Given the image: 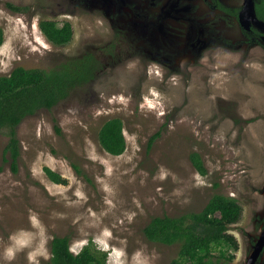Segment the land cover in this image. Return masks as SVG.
Instances as JSON below:
<instances>
[{
	"label": "rangeland",
	"instance_id": "rangeland-1",
	"mask_svg": "<svg viewBox=\"0 0 264 264\" xmlns=\"http://www.w3.org/2000/svg\"><path fill=\"white\" fill-rule=\"evenodd\" d=\"M210 1L0 0V76L84 52L103 63L91 84L18 126V173L0 132V264H49L57 236H70L75 254L93 240L110 264H170L180 244L149 241L144 228L155 217L200 212L216 194L236 198L242 217L229 231L238 248L216 251L214 263H248L264 232V46ZM43 19L70 21L73 40L54 45ZM176 45L175 65L154 62L171 59ZM113 118L125 126L120 156L98 138ZM46 167L67 184L50 180Z\"/></svg>",
	"mask_w": 264,
	"mask_h": 264
},
{
	"label": "trees",
	"instance_id": "trees-1",
	"mask_svg": "<svg viewBox=\"0 0 264 264\" xmlns=\"http://www.w3.org/2000/svg\"><path fill=\"white\" fill-rule=\"evenodd\" d=\"M7 6L17 12L29 10L13 3H7ZM257 11L259 18H264V8L257 6ZM40 25L48 40L56 46H65L74 38V27L70 21L60 26L55 20L43 19ZM4 41L5 30L0 26V47ZM101 68L102 63L95 53L84 52L48 70L16 67L11 74L0 76V132L9 138L4 159L10 162L13 173L19 172L21 144L17 128L23 120L42 109H52L75 90L91 84ZM124 130L120 118L106 121L98 137L101 147L111 155H122L127 149ZM156 138H152L151 145ZM191 160L201 174H207L199 153H193ZM74 167L81 173L77 165ZM45 172L54 183L67 184V180L51 168L46 167ZM241 217L242 206L236 198L216 194L200 212L153 218L144 228V234L152 242L180 244L178 256L170 264H215L216 251L224 255V248H238L236 237L229 231ZM51 246L49 264H110L109 254L99 249L93 240L78 254L71 249L70 236L55 237Z\"/></svg>",
	"mask_w": 264,
	"mask_h": 264
},
{
	"label": "flooded vegetation",
	"instance_id": "flooded-vegetation-1",
	"mask_svg": "<svg viewBox=\"0 0 264 264\" xmlns=\"http://www.w3.org/2000/svg\"><path fill=\"white\" fill-rule=\"evenodd\" d=\"M225 1H227V0H211L210 3H211V6L213 8L230 15L231 17H233L234 20L238 21L242 30L244 31V34H245L247 40L253 41L255 43L259 42V45L264 46V29L259 28L254 23H251L250 29H246L241 23L240 15H241V12L243 11V9L246 5V0H244L243 5L241 7H236V8L228 7L225 4ZM122 2L125 4V3H127V0H122ZM257 6H260L263 9L264 8V0H253V7H254L255 16L259 20L264 21V18H259V16H258ZM190 40H191V43H193L194 47L197 44H201V42H202L201 39H198V38L195 39L194 36L190 37ZM152 41H153V38H152ZM252 44L254 45V43H252ZM150 54L153 55V51H150ZM182 54H183L182 49L180 48L179 45H176L175 48L171 49V51L169 53V57L171 59L154 57V59H155L154 62L159 63V64L163 63V64L169 66L167 61L170 60L175 65L176 62L178 61V58H180ZM99 60L101 61V59H99ZM101 63H102V61H101ZM170 67H173V66H170ZM102 68H103V63H102ZM102 68H101V70H102Z\"/></svg>",
	"mask_w": 264,
	"mask_h": 264
},
{
	"label": "water",
	"instance_id": "water-1",
	"mask_svg": "<svg viewBox=\"0 0 264 264\" xmlns=\"http://www.w3.org/2000/svg\"><path fill=\"white\" fill-rule=\"evenodd\" d=\"M241 23L246 29H250L251 23H254L261 29H264V21L259 20L254 13L253 0H246V5L240 15ZM264 253V232L261 234L258 243L247 264H256Z\"/></svg>",
	"mask_w": 264,
	"mask_h": 264
},
{
	"label": "clouds",
	"instance_id": "clouds-1",
	"mask_svg": "<svg viewBox=\"0 0 264 264\" xmlns=\"http://www.w3.org/2000/svg\"><path fill=\"white\" fill-rule=\"evenodd\" d=\"M11 255V254H10Z\"/></svg>",
	"mask_w": 264,
	"mask_h": 264
}]
</instances>
